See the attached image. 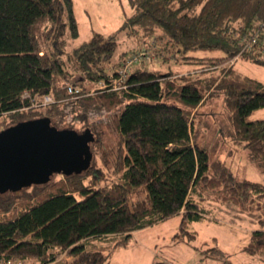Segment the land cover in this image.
I'll return each mask as SVG.
<instances>
[{
	"label": "trees",
	"instance_id": "obj_1",
	"mask_svg": "<svg viewBox=\"0 0 264 264\" xmlns=\"http://www.w3.org/2000/svg\"><path fill=\"white\" fill-rule=\"evenodd\" d=\"M128 1L134 12L123 27L153 36L161 48L156 53L144 38L108 70L116 34L95 33L64 58L67 30L79 36L73 0H0V118H7L0 130L47 116L59 128L82 132L85 126L69 125L85 123L93 110L112 112L108 120L116 135L113 145L100 150L101 136L91 143L93 158L84 172L0 193V259L110 264V254L85 241L118 235L114 246H126L133 231L175 215L181 219L174 237L192 231L195 239L190 224L209 213L201 203L209 193L244 209L264 196L263 183L235 176L224 163L214 166L190 127L206 98L223 97L234 141L264 169V117H253L264 107V83L235 66L241 58L264 66V0ZM147 50L163 59L180 54L177 61L194 66L162 74L150 67ZM139 51L144 60L119 81L121 60ZM101 81L109 86L100 88ZM71 83L82 88L79 95L68 92ZM47 94L55 101L33 104ZM213 250L204 259L228 261L218 246ZM240 252L264 253L263 226Z\"/></svg>",
	"mask_w": 264,
	"mask_h": 264
},
{
	"label": "rangeland",
	"instance_id": "obj_2",
	"mask_svg": "<svg viewBox=\"0 0 264 264\" xmlns=\"http://www.w3.org/2000/svg\"><path fill=\"white\" fill-rule=\"evenodd\" d=\"M73 2L79 36L72 38L67 30L64 58L69 53L72 54L73 49L82 41L90 39L95 33H102L105 36L117 35V48L112 54V60L108 61L112 62L107 64L108 70L115 62L123 58L126 51H135L136 48L143 45L144 40L151 41L157 49L158 45L153 36L146 39V35L143 36L142 32L133 31L131 26L123 27L125 21L134 12L128 0H73ZM139 39L141 44L138 43ZM159 49L155 50L156 53H159ZM140 50H145V47H141ZM155 51L144 52L154 60L150 67L159 70L162 74H167L171 70L191 69L194 66L191 63L182 64L177 61L176 58L180 54L163 59L165 56L158 55ZM195 53L189 51L188 54ZM157 57H160V60H157ZM147 61L151 60L147 59ZM123 62L121 60L122 64ZM135 64L133 63V65ZM235 66L242 73L264 83L263 65L241 58L236 60ZM67 67L76 75L80 74V71L75 70L71 64H67ZM111 113H98V111L92 110L88 113L85 123L75 120L73 124V121H70L69 127L83 129L85 126L84 129L90 128L95 135L93 143H96L98 137L101 136L103 140L98 148L100 150L102 145L103 147L113 145L116 140L113 124L108 120V118L111 119ZM194 113L197 117L190 125L191 132L196 135L197 141L210 151L213 165L224 163L235 176L264 184V169L249 157L243 143H236L233 139L230 112L224 104V98H206ZM253 117H264V107L256 110ZM3 120L6 122L7 118H0V121ZM52 123L55 124L54 119H52ZM63 177L62 174H55L50 182ZM88 181L89 178L86 179V183ZM24 190H20V192H24ZM208 195L210 196L201 203L209 213L204 220L193 221L190 224V229L197 232L195 239H193L192 231L185 234L182 231L178 238L174 237L179 229L181 219L180 215H175L139 230L137 234L131 236L129 244L126 246H114L115 241L120 237L118 235L92 237L85 242H89L92 248L110 254V264H187V260L194 256L195 252L199 255L189 264H201L206 255H213L216 252L213 250L215 246L229 255L228 261L224 264H262L264 253L252 257L253 255L240 252V248L249 242L253 230L259 229L260 226L264 227V196L261 199L254 197V200L244 209L232 201L219 200L214 194L209 193ZM214 238L217 239V243L214 242ZM198 258L200 259L197 262Z\"/></svg>",
	"mask_w": 264,
	"mask_h": 264
},
{
	"label": "water",
	"instance_id": "obj_3",
	"mask_svg": "<svg viewBox=\"0 0 264 264\" xmlns=\"http://www.w3.org/2000/svg\"><path fill=\"white\" fill-rule=\"evenodd\" d=\"M94 140L90 128H59L47 116L0 130V193L45 184L55 174L84 172L92 162Z\"/></svg>",
	"mask_w": 264,
	"mask_h": 264
},
{
	"label": "built area",
	"instance_id": "obj_4",
	"mask_svg": "<svg viewBox=\"0 0 264 264\" xmlns=\"http://www.w3.org/2000/svg\"><path fill=\"white\" fill-rule=\"evenodd\" d=\"M145 57V53L144 52H139V53H132V54H129L128 57L125 58L123 64H122V67L118 70L120 75H121V78L119 79V81L123 80L124 77H126L127 73L129 72V69L133 66V63H136L140 60H142L143 58ZM118 81V82H119ZM118 82L117 80L115 81V87L114 88H118ZM67 88H68V92L72 95H79L80 91L82 90V88L79 86V85H75V84H68L66 85ZM109 86V83L107 82H104V81H101L100 82V85L99 87L100 88H106ZM36 100H38L37 102H35ZM34 101V105L35 106H38V105H47L51 102H54L55 99L54 97L51 95V94H47V95H44V96H41V97H36ZM58 260V259H57ZM57 260L51 262V263H48V264H55L57 262ZM0 264H16L15 262H12V260H8V259H5V258H2L0 259ZM201 264H205V263H201Z\"/></svg>",
	"mask_w": 264,
	"mask_h": 264
},
{
	"label": "crops",
	"instance_id": "obj_5",
	"mask_svg": "<svg viewBox=\"0 0 264 264\" xmlns=\"http://www.w3.org/2000/svg\"><path fill=\"white\" fill-rule=\"evenodd\" d=\"M139 230H141V229H139ZM139 230H135V231H133V232H132V236H134L135 234H137V233L139 232ZM198 255H199V253H196V252H195L194 256H192L191 258H189V259L187 260V264L192 263V262L198 257ZM199 259H200V258H198L197 262L199 261ZM202 262H204V263H206V264H220V261H212V260L209 259V258H207V259H205V260L203 259ZM195 264H197V263H195Z\"/></svg>",
	"mask_w": 264,
	"mask_h": 264
}]
</instances>
